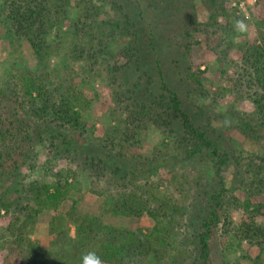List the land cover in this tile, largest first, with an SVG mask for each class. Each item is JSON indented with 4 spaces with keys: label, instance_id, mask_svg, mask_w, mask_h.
<instances>
[{
    "label": "trees",
    "instance_id": "trees-1",
    "mask_svg": "<svg viewBox=\"0 0 264 264\" xmlns=\"http://www.w3.org/2000/svg\"><path fill=\"white\" fill-rule=\"evenodd\" d=\"M71 1L0 3L8 39L28 44L37 61L34 72L0 83L13 96L0 89V144L10 136L26 149L21 162L0 157V240L12 239L6 263L83 264L95 251L102 264H231L238 252L246 264H264V33L235 46V54L226 43L236 80L209 102L203 73L189 64L187 40L200 33L216 48L222 35L235 34L224 0H209L218 8L208 22L197 25L193 15L173 35L177 24L168 23L175 11L164 0L152 6L145 0ZM257 4L264 10V0ZM53 57L60 60L56 66ZM98 81L111 89L116 107L93 141L101 152L78 153L90 145L85 133L96 130L87 128L85 113L93 103L86 89ZM226 93L235 103L248 99L251 110L221 105L216 97ZM150 132L161 142L145 152ZM236 135L254 151L239 147ZM35 142L55 164L78 153L92 170L87 191L103 199L101 209L84 212L70 199L78 188L70 183L75 173L46 168V178L26 181L21 168ZM67 201L73 203L62 211ZM44 216L50 217L46 235L32 238ZM144 216L154 222L151 229L107 220Z\"/></svg>",
    "mask_w": 264,
    "mask_h": 264
},
{
    "label": "rangeland",
    "instance_id": "rangeland-1",
    "mask_svg": "<svg viewBox=\"0 0 264 264\" xmlns=\"http://www.w3.org/2000/svg\"><path fill=\"white\" fill-rule=\"evenodd\" d=\"M2 1L3 0H0V3ZM145 1H147L148 5H156L155 0ZM165 1L167 2V4L172 5V9L175 11V13L172 15L173 18L168 23L170 27L174 24H177L174 28L171 29L172 35L177 26V28H179L183 26L182 24L188 21L192 22L193 20L189 19L193 15H195L194 21L197 25L208 22L211 13L216 12L218 8L217 5L209 0H177L175 3L173 0H164V2ZM75 2L76 0H72L71 5H75ZM167 4L165 3L164 6ZM224 4L226 8H229V13L231 14V18H228L227 20L231 21L230 24H232V27L235 28L234 35H227V33L222 35V38L217 39L218 41L216 40V42L218 43V46L216 48H212L209 40H207V37L200 33L194 34V37L187 40L188 43L192 44L191 52L189 54V64L192 65L194 69H198L199 72L203 73V85L205 89H207V91H209V93L211 94L209 100H206L209 102L212 100V98H215V95L219 94L218 92L221 89L229 90L231 79L234 82L236 80V68L228 62L229 58L227 60L224 53L226 49V43H231L232 46H234L232 51H230V54H235L234 51L237 48L235 46L258 40L260 33H264V12H262L264 10L261 9V6L257 4V0H224ZM150 9H152V7ZM222 22L223 19H220L219 23ZM238 23H242L244 25V28L242 30L237 27ZM7 35L8 34L5 28L0 25V83L3 77H9L8 79L11 82L10 78H20L23 71L29 69L31 72H34V70L37 68V61L30 46L24 42L21 46H19L18 43L16 45H13L12 42H17L16 39L13 37V41H10ZM58 61H60L59 58L53 57L51 59V64L53 66H56ZM53 66L49 67L48 73L50 74V78L55 81L56 84H58L59 77H57L53 72ZM45 72L46 71L43 68V73L47 75ZM73 72H79L77 66L73 68ZM60 77L67 78L69 77V74H67L66 72H62ZM8 87H2L0 89L5 90V92H7L11 96L12 90L9 89L10 87ZM86 90L88 96L93 99V103L90 109H88V111L85 113V121H87L88 129H92L93 125H96V130L93 129V134L90 137L85 133L84 136L87 139H84V141H88L90 145L86 146L84 149L80 148L78 153H82V150H85L86 152L88 150L90 152L100 153V146L97 142L94 143L93 141H96V138H100L103 136L105 125L110 119L108 113L111 112L115 105L112 102L111 89L107 88L106 85L101 83L100 81L95 82L93 84V88L91 87ZM20 95H22V93ZM216 98H219V103L223 106H230L233 103V105H235L237 109H240L242 111H250L252 108V105L250 101H248V99L240 100L238 103H235V97H233L229 93ZM12 104H15L14 101H12ZM69 135L72 134L70 133ZM160 140L161 135L159 133H148V135L144 137V143H142L144 151L147 152L154 146H159L161 142ZM235 140L237 141L239 147H241L245 152L248 153L254 151V147L252 146V144L243 137L236 135ZM78 141L79 143H82L83 140L78 138ZM18 142L19 141H15L9 136L5 145L0 144V152L2 153L0 154L1 159L4 158L5 160H7L8 157H15V159H19L20 157L21 162L23 159L21 155L25 153L26 149L23 148L21 150L20 147H22L23 144ZM73 142L76 143L75 141ZM35 149V151L32 150L31 152H29V156L21 168V172L26 177V181L33 182L37 179H41V176L46 178L44 176V173H46L44 172L46 168H48L49 170L54 169V173L62 172L63 175L68 173H75V179H72L70 183H78V188H75L73 197L70 199H77L80 203V208L84 212L94 213L99 210V207L101 209L103 205V199L101 197L95 196L90 191H87V178L92 175V170L89 169V165H87L84 160H78V153L70 157V159H72L71 161L56 160L55 164L49 162L48 149L38 145L36 142ZM0 191L2 192L3 190ZM72 203V201H67L63 205L61 210H68ZM2 214H4V212H2ZM240 218L241 215L239 214V212H236V214H234V220L238 221ZM107 220L117 226L127 227L131 229L141 225L151 229L154 225V222L147 216H144L141 219L108 218ZM49 221L50 217H42L38 230H36L31 237L39 238L46 235V229L48 228ZM2 226L3 224L1 223L0 229ZM71 235L75 237V229L73 226L71 227ZM11 240L12 239L0 240V245L2 244L3 246L2 250H0V264H7L6 262H8L10 253L8 247ZM5 241L8 244H6ZM12 251L14 252V254H17V249H12ZM254 251L255 250H253V253ZM231 264H246L242 258L241 252H238L231 257Z\"/></svg>",
    "mask_w": 264,
    "mask_h": 264
},
{
    "label": "clouds",
    "instance_id": "clouds-1",
    "mask_svg": "<svg viewBox=\"0 0 264 264\" xmlns=\"http://www.w3.org/2000/svg\"><path fill=\"white\" fill-rule=\"evenodd\" d=\"M237 27L242 30L244 25L242 23H238ZM82 259L83 264H102L101 258L96 254L95 251L87 253Z\"/></svg>",
    "mask_w": 264,
    "mask_h": 264
}]
</instances>
